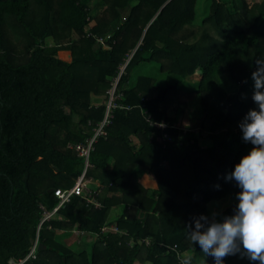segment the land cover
<instances>
[{"label": "trees", "instance_id": "trees-1", "mask_svg": "<svg viewBox=\"0 0 264 264\" xmlns=\"http://www.w3.org/2000/svg\"><path fill=\"white\" fill-rule=\"evenodd\" d=\"M197 2L0 0V264L26 258L35 242L21 264H213L187 233L200 215L222 220L235 207L239 189L225 176L252 147L238 122L255 107L264 0H209L199 22ZM60 50L70 51L69 62ZM133 50L122 108L88 157L97 206L85 192L73 195L39 226L41 206L58 203L54 190L71 188L84 171L72 146L92 136L110 81ZM145 63L157 74L131 82ZM192 94L202 115L183 127L178 115ZM72 231L93 236L89 251L58 240Z\"/></svg>", "mask_w": 264, "mask_h": 264}, {"label": "clouds", "instance_id": "clouds-1", "mask_svg": "<svg viewBox=\"0 0 264 264\" xmlns=\"http://www.w3.org/2000/svg\"><path fill=\"white\" fill-rule=\"evenodd\" d=\"M255 63L251 74L255 107L238 122L242 141L252 147L225 176L239 189L234 210L222 220H209L202 214L187 233L204 256L212 257L213 264H225L224 257L234 255L246 258L249 264H264V59Z\"/></svg>", "mask_w": 264, "mask_h": 264}, {"label": "built area", "instance_id": "built-area-1", "mask_svg": "<svg viewBox=\"0 0 264 264\" xmlns=\"http://www.w3.org/2000/svg\"><path fill=\"white\" fill-rule=\"evenodd\" d=\"M134 53V50L130 53L126 54L123 62L118 65L117 72L115 76L111 79L109 88L106 91V97L104 100V113L101 120L96 124L93 134L90 138H88L85 143L76 144L75 146H72L74 151L77 153L78 156L82 157L84 160V171L82 174L77 178L75 184L68 189H55L54 195L58 199L57 205L52 210H47L43 206H41L42 214L40 217V224L39 226L44 223L45 221L50 220L51 216L65 203L69 202L71 197L73 195L80 196L84 192V198L87 203H93L95 206H97V203L92 202V199L90 197L91 190L88 186L90 184V180L86 179L85 177V170L88 166V157L90 153L94 149V144L97 142V140L100 137H104L106 135L105 128L109 125L112 116H113V110L116 108H122L121 105L118 103V101L122 98V92L119 90V85L122 80V77L126 74V67L132 58ZM155 126L159 129H163L166 127V123L160 122L155 124ZM164 138H168L166 135H164ZM71 147V146H69ZM107 229L105 227L101 228V232H105ZM115 230V228H114ZM35 246L36 242L30 249L28 255L26 258L20 260L18 263L10 261L9 264H21L23 261L28 259L29 257H34L35 252Z\"/></svg>", "mask_w": 264, "mask_h": 264}, {"label": "rangeland", "instance_id": "rangeland-1", "mask_svg": "<svg viewBox=\"0 0 264 264\" xmlns=\"http://www.w3.org/2000/svg\"><path fill=\"white\" fill-rule=\"evenodd\" d=\"M254 2H258L261 0H253ZM209 6V0H198L196 5V22H199L202 17L207 14V8ZM62 55V53H61ZM61 57V56H60ZM63 59V58H62ZM158 72V68L155 64L152 63H145L139 67H135L131 71L130 80L132 82L133 77L135 74H148V75H155ZM166 81V75H160L156 80V85H163ZM186 95V94H185ZM187 101V109L184 112L179 113L178 119L181 122L183 127L192 126L193 124L196 125L200 118H201V109L198 103L197 98L192 94ZM210 142L204 144V146H208ZM140 181L149 187L150 189L155 188L154 180L151 176L147 174H143L141 176ZM97 185V184H96ZM95 184H89V187H95ZM58 240L62 242L67 247H71L73 250H87L90 249L89 242L93 240V236L91 235H80L77 231H72L69 234H60L58 235Z\"/></svg>", "mask_w": 264, "mask_h": 264}, {"label": "crops", "instance_id": "crops-1", "mask_svg": "<svg viewBox=\"0 0 264 264\" xmlns=\"http://www.w3.org/2000/svg\"><path fill=\"white\" fill-rule=\"evenodd\" d=\"M62 53V55H61ZM68 55V56H67ZM61 56V57H60ZM57 57L63 61L69 62L71 60V54L70 51L68 50H60L57 53ZM63 58V59H62ZM146 186V185H145ZM80 235H83L85 233H79ZM86 235H90V234H86Z\"/></svg>", "mask_w": 264, "mask_h": 264}, {"label": "water", "instance_id": "water-1", "mask_svg": "<svg viewBox=\"0 0 264 264\" xmlns=\"http://www.w3.org/2000/svg\"><path fill=\"white\" fill-rule=\"evenodd\" d=\"M44 246L42 245V244H39L38 245V248L40 249V248H43Z\"/></svg>", "mask_w": 264, "mask_h": 264}, {"label": "bare ground", "instance_id": "bare-ground-1", "mask_svg": "<svg viewBox=\"0 0 264 264\" xmlns=\"http://www.w3.org/2000/svg\"><path fill=\"white\" fill-rule=\"evenodd\" d=\"M68 56V55H67Z\"/></svg>", "mask_w": 264, "mask_h": 264}]
</instances>
